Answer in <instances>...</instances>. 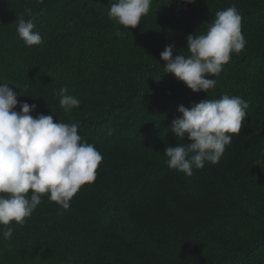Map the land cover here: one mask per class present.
I'll list each match as a JSON object with an SVG mask.
<instances>
[{
    "label": "trees",
    "instance_id": "1",
    "mask_svg": "<svg viewBox=\"0 0 264 264\" xmlns=\"http://www.w3.org/2000/svg\"><path fill=\"white\" fill-rule=\"evenodd\" d=\"M116 2L0 0V83L21 94L15 111L27 102L33 116L77 123L103 157L69 209L45 194L23 225L12 222L0 264H264V0H152L135 29L109 19ZM233 5L246 45L209 77L215 88L193 93L165 74V47L187 56V36ZM20 15L41 44L19 38ZM62 87L80 100L68 114ZM223 95L249 107L219 162L192 176L169 169L165 148L184 143L167 131L178 106Z\"/></svg>",
    "mask_w": 264,
    "mask_h": 264
},
{
    "label": "clouds",
    "instance_id": "2",
    "mask_svg": "<svg viewBox=\"0 0 264 264\" xmlns=\"http://www.w3.org/2000/svg\"><path fill=\"white\" fill-rule=\"evenodd\" d=\"M151 2L117 0L111 4L109 19L126 29H135L148 14ZM182 3L192 4L195 0ZM25 12L32 16L30 9ZM241 20L235 5L217 11L214 20L204 24L206 32L187 36V56L177 54L174 45H167L160 53L164 73L174 75L193 93L206 94L215 88L217 80L209 77H218L232 55L245 49ZM15 24L26 46L42 43L40 33L34 31L33 19L20 15ZM115 34L122 35L119 30ZM55 94L66 114L80 106V100L68 94L66 87ZM17 95L21 94L0 83V225L5 226L0 237L4 240L13 236L12 222L23 225L45 194L51 202L69 209L78 190L95 181L103 159L95 146L78 134L77 123L54 122L53 115L33 116L36 105L27 102L20 103V110L15 111ZM248 107L241 97L229 95L188 107L179 105L180 115L171 121L167 131L184 143L165 148L167 167L192 176L193 169H203L205 162L217 164L233 136L240 132Z\"/></svg>",
    "mask_w": 264,
    "mask_h": 264
}]
</instances>
